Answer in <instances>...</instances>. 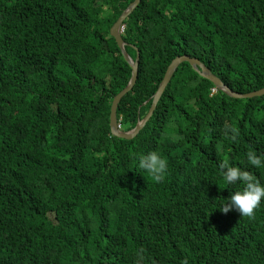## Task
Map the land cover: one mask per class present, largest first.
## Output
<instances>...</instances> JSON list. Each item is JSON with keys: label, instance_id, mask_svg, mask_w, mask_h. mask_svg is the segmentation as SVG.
Here are the masks:
<instances>
[{"label": "trees", "instance_id": "1", "mask_svg": "<svg viewBox=\"0 0 264 264\" xmlns=\"http://www.w3.org/2000/svg\"><path fill=\"white\" fill-rule=\"evenodd\" d=\"M133 0H0V264H264V200L222 213L219 165L264 183V95L235 99L181 63L139 133L111 135L131 69L109 35ZM137 78L116 118L147 114L169 64L264 88V0H141L121 33ZM236 129V138L226 129ZM156 151L161 183L134 170Z\"/></svg>", "mask_w": 264, "mask_h": 264}, {"label": "clouds", "instance_id": "2", "mask_svg": "<svg viewBox=\"0 0 264 264\" xmlns=\"http://www.w3.org/2000/svg\"><path fill=\"white\" fill-rule=\"evenodd\" d=\"M120 126V125H119ZM232 133V139L236 138V129H226ZM248 165L253 168L264 167V157L249 150L246 154ZM146 173L154 182H163L168 175V164L161 154L156 151H147L136 158L134 170ZM221 174V189L233 186L226 198L220 201L219 211L227 213L236 211L239 216L251 218L254 211L264 200V183L257 179L250 171L236 165L221 163L219 165ZM135 264H146L145 257L137 252Z\"/></svg>", "mask_w": 264, "mask_h": 264}, {"label": "water", "instance_id": "3", "mask_svg": "<svg viewBox=\"0 0 264 264\" xmlns=\"http://www.w3.org/2000/svg\"><path fill=\"white\" fill-rule=\"evenodd\" d=\"M141 0H133L127 8L121 13V15L118 17L116 22L111 26L109 30V35L114 39L116 42L118 48L121 51V54L123 56V59L125 62L129 65L131 69V77L129 79L128 84L126 87L120 91L118 94H116L111 102L110 106V116H109V127L111 135L117 138L130 140L134 138L139 131L145 126L149 118L151 117L157 102L160 99L161 94L163 93L164 89L168 85L172 75L174 74L175 70L181 63H188L196 73H198L202 78L210 81L214 87L217 89L225 92L230 97L235 99H250L253 97H259L261 95H264V88L257 90L255 92H251L248 94H237L233 92L232 90L228 89L216 76L211 74L204 65L199 62L196 58H191L186 55L184 56H178L176 57L168 66L162 81L160 82L155 94L153 95L151 106L145 115V117L140 120L135 128L128 132H121L119 128V124L116 118V112L119 105V102L121 101L122 97L126 95L129 91H131L132 87L134 86L137 78V72H138V53L136 54V57L132 59L125 51V42L122 39L121 33L124 28V21L125 19L134 11V9L138 6Z\"/></svg>", "mask_w": 264, "mask_h": 264}]
</instances>
